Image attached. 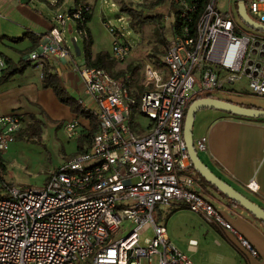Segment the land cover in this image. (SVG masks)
<instances>
[{"label": "built area", "instance_id": "2783aa9c", "mask_svg": "<svg viewBox=\"0 0 264 264\" xmlns=\"http://www.w3.org/2000/svg\"><path fill=\"white\" fill-rule=\"evenodd\" d=\"M223 5L219 0H170L174 38L162 62L139 55L131 70L119 74L88 64L77 67L95 97L96 106L89 110L98 128L85 148L44 184L8 185L0 195V264H196L155 218V209L171 201L203 214L236 235L244 253L259 256L250 240L199 193L183 133L186 112L198 98L233 90L244 77L253 94L264 96V35L242 30ZM246 5L250 16L264 24V0H246ZM92 13L84 3L59 13L58 26L44 35L28 60L44 68L53 58H66L67 22H75L77 41L87 34ZM104 23L113 36L111 58L125 62L135 47ZM7 66L0 53V78ZM27 124L19 113L0 116V151ZM63 127L69 139L91 130V124L82 128L77 118ZM194 142L198 152L208 149L206 135ZM247 186L259 190L254 178ZM119 231L127 233L120 236ZM197 244L191 240L190 246Z\"/></svg>", "mask_w": 264, "mask_h": 264}, {"label": "crops", "instance_id": "0c3cea01", "mask_svg": "<svg viewBox=\"0 0 264 264\" xmlns=\"http://www.w3.org/2000/svg\"><path fill=\"white\" fill-rule=\"evenodd\" d=\"M71 2L69 10L75 8L79 3L88 4L91 7L96 4L90 0H70L69 3ZM69 3L67 0H0V53L10 61L0 78V116L19 113L26 118L27 122L35 119L42 120L46 123L47 136L51 137L55 134L53 128L59 132L64 122L76 118L79 119L82 128L89 127L91 124L90 119L74 113L68 104L60 101L52 87L45 88L43 86V68L28 60L29 52L38 48L43 43L44 35L50 32L54 26H58L57 15L63 14L61 9ZM94 15L95 12L92 13L87 24L93 40L92 61L101 52L110 54L113 38L105 26L106 18L103 15L95 18ZM67 26L69 31L75 35L77 32L75 22L69 20ZM27 32L39 36L38 39L34 38L37 39L36 42L31 37L20 39ZM65 32L66 27L63 34L66 45L70 47ZM82 40L84 42V47L80 48L82 58H79L80 55H77L76 51L70 47V54L64 59L53 58L50 67L58 74L66 93L77 102L81 98L84 104L80 105L89 109L95 105V97L87 92L86 84L77 70L79 66L92 65L88 63L85 55L84 37ZM78 41L79 39L76 41L77 44ZM135 58L132 53L129 59L133 62ZM125 63L128 62L114 63L113 70L111 68L113 72L110 71L118 74L122 71L114 72V69H123V72L128 70V67L125 68L126 65L125 67L123 65ZM135 63L134 61L128 66H133ZM19 67H23L24 70L7 76L10 70ZM246 87L241 82L238 83V94L243 95L241 89H246ZM236 101L254 104L240 97ZM223 113L227 112L211 108L201 109L197 112L193 128L194 140L202 135L208 137V149L199 151V156L212 171L227 179L236 189L264 208V118L261 120L252 118L250 120L242 116H238V119L225 118ZM209 130L212 131V139L209 136ZM45 135L46 132L41 133L42 139ZM78 138H76L77 141ZM54 141L58 146L61 145L56 139ZM252 178L259 185L258 191H252L247 186ZM215 198L216 204L214 205L232 222L240 234L250 240L259 251V256L254 257L244 253L239 247L236 235L223 230L203 214L194 212L187 207L175 210L182 206L175 204L173 206L175 211L171 212L173 220H178L180 215L189 212L193 215L194 213L198 214L210 223V225H205L204 222L197 219L186 225L198 231L190 237L186 254L190 255L193 260V255L203 253L209 248L222 251L228 245L229 251L234 257V264H264V223L255 219L245 208L234 205L225 195L218 192ZM167 230L170 239L176 245L171 238L168 226ZM191 240H196L198 243L194 249L190 246ZM215 240L223 245L221 249L215 248L213 243Z\"/></svg>", "mask_w": 264, "mask_h": 264}, {"label": "rangeland", "instance_id": "374dc122", "mask_svg": "<svg viewBox=\"0 0 264 264\" xmlns=\"http://www.w3.org/2000/svg\"><path fill=\"white\" fill-rule=\"evenodd\" d=\"M70 0H67L69 3ZM96 2L92 6L94 17L103 15L111 25L117 28L125 39L128 40L133 47H136L133 51V56L139 55H150L154 59L161 62L163 59L169 42L174 38L173 23L176 19L175 13L170 8V0H90ZM220 3L224 4L222 7L223 11L230 10L236 18L238 26L247 32H257L258 34L264 35V31H260L248 26L239 16L237 12L236 0H219ZM63 6L62 12L66 13L70 5ZM131 7L137 10L138 13L130 15L126 12H122V7ZM102 16V17H103ZM133 18V22H131ZM60 26V25H59ZM65 36L67 43L75 51L74 48V37L77 36V32L72 33L69 31V27L66 26ZM78 45L80 48L84 47V42L81 37L78 38ZM77 39V40H78ZM83 56L80 55L79 58ZM123 64L125 68H129L128 65L133 64L132 60L128 59ZM120 64L118 61L113 59L107 61L106 68L110 71L113 70V64ZM123 63V62H121ZM123 67V68H124ZM111 70V71H112ZM110 71V72H111ZM123 72V69H114V72ZM113 72V71H112ZM247 78L244 77L241 84L246 86ZM237 87L232 91L215 92V96L227 98L233 101L238 100V97L243 98L249 102H252L256 107L264 109V96H258L253 94L248 87L242 88L241 93L238 94ZM238 102V101H236ZM251 105V104H249ZM96 106H93V108ZM225 118L238 119L237 115L223 113ZM241 117V116H240ZM250 120H261V118H248ZM27 128L23 132H20L14 136L13 139L16 141H9L6 151H0V195L5 194L8 185H42L45 183L47 176L55 171L65 160L77 155V139H69L64 127L58 132L53 128L55 134L47 136L46 123L42 120H36L34 128L39 133V138H30ZM57 131V133H56ZM46 132L44 139L41 137V133ZM210 138L212 139V131H208ZM53 138V139H52ZM57 140L60 142V146L56 144ZM65 139V140H64ZM85 142V141H84ZM98 160V158H95ZM195 173V172H194ZM200 182V181H199ZM201 183V182H200ZM198 191L204 198L213 204H216V194L218 191L212 186H203L198 188ZM215 192V193H214ZM182 205L181 202L171 201L167 205H161L154 211V215L158 223H164L169 228V233L176 246L180 251L188 253L187 243L193 233L198 232L192 228L186 226L197 219L200 222H204L205 225L210 223L198 214L186 212L180 215L178 220H173L171 212L174 210V205ZM188 209H185V211ZM190 211V210H189ZM128 226V224H127ZM130 228V227H129ZM127 228V230L129 229ZM127 233L119 231L117 234L124 236ZM149 231L145 236H150ZM227 244V243H226ZM213 246V245H212ZM214 247V246H213ZM216 248V247H215ZM193 260L196 264H234V257L229 251L228 245L222 251L211 250L210 248L203 253L193 255Z\"/></svg>", "mask_w": 264, "mask_h": 264}, {"label": "water", "instance_id": "95a60500", "mask_svg": "<svg viewBox=\"0 0 264 264\" xmlns=\"http://www.w3.org/2000/svg\"><path fill=\"white\" fill-rule=\"evenodd\" d=\"M237 11L240 18L248 26L260 31H264V24L257 22L250 16L247 10L246 0H237ZM258 43L259 42H256V44ZM74 48L76 54L81 55V49L76 41H74ZM254 52H256V50H254ZM262 55H264V53ZM250 63H252V60L250 61ZM205 108L218 109L229 114L247 118H264V109L256 106H245L240 103L232 102L230 100L219 98L216 96L201 97L194 100L190 104L186 112L183 130L184 138L194 169L198 171L212 186L217 188L221 193H223L229 199L240 204L258 220L264 223V208L260 204L243 194L241 191L236 189L233 185L219 177L200 158L199 152L195 147L193 128L197 112Z\"/></svg>", "mask_w": 264, "mask_h": 264}, {"label": "trees", "instance_id": "16d2710c", "mask_svg": "<svg viewBox=\"0 0 264 264\" xmlns=\"http://www.w3.org/2000/svg\"><path fill=\"white\" fill-rule=\"evenodd\" d=\"M63 1V0H62ZM122 12H126L128 14H132V15H135L137 12V10H135L134 8H129V7H125L123 6L122 8ZM92 15H88L87 16V23H86V29H87V34L84 36V39H85V55H86V58H87V61L89 64H92V65H97V66H101V67H105L107 66V61L108 60H111V57H110V54L107 53V52H101L100 54H98V56L95 58V60H91L92 59V45H93V40H92V37L91 35L89 34V31H88V28H87V24H88V21L90 20ZM131 22H133V18L131 20ZM175 25H177L175 23ZM25 37H31L34 42H36V40L39 38V36H34L32 35L30 32H27L24 36H22L20 39L22 38H25ZM37 38V39H34V38ZM33 51V50H32ZM30 51V52H32ZM29 52V53H30ZM7 62H8V66H9V63L10 61L7 59ZM30 62V60H29ZM162 62V60H161ZM7 66V67H8ZM132 66H130L128 69L131 70ZM24 70L23 67H19V68H16V69H12L10 70L8 73H7V76H11L17 72H22ZM119 74V73H118ZM43 86L45 88H49V87H52L55 92H56V95L58 96V98L60 99V101H62L63 103H66L68 104L72 111L74 113H77L79 115H82L88 119H90L91 121V130H88V129H84L82 131V134L80 135V137L78 138V151L80 150H83L86 146L87 143H89L94 135V133L96 132L98 126H97V123H96V120L93 116V114L91 113V111L85 107H82L76 99L72 98L71 96H69L65 89L63 88L62 84H61V80L58 76V74L52 70V68L50 67V65L48 66H45L43 68ZM217 97V96H216ZM219 98H222L219 96ZM223 99H227V98H223ZM227 100H230V99H227ZM232 102H236V101H233V100H230ZM238 103V102H236ZM242 105H245V106H255V105H249V104H244V103H240ZM35 121L36 119L34 120V122H31L28 129L29 131V134H30V138H39V133L37 132V130L34 128V125H35ZM28 127V126H27ZM26 127V128H27ZM25 130V129H24ZM23 130V131H24ZM22 131V132H23ZM85 141V142H84ZM1 157V155H0ZM192 171L195 175V177L201 182L200 184H202L203 186H212L198 171H196L194 169V167H192ZM219 177H221L222 179H224L226 182H228L227 179L223 178L222 176L218 175ZM230 183V182H228ZM214 187V186H212ZM215 188V187H214ZM220 194H223L221 193L217 188H215ZM224 195V194H223ZM227 197V196H226ZM228 198V197H227ZM234 205H237V206H240L242 207L240 204H238L237 202L229 199ZM186 206H181V207H178V208H175V210H178L180 208H184ZM174 210V211H175ZM252 215V214H251ZM253 216V215H252ZM255 219H257L255 216H253ZM258 220V219H257Z\"/></svg>", "mask_w": 264, "mask_h": 264}]
</instances>
